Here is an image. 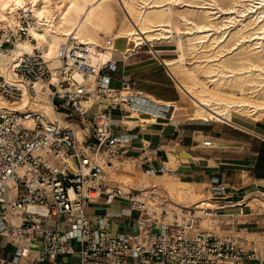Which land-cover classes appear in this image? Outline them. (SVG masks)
<instances>
[{
	"label": "built area",
	"instance_id": "2783aa9c",
	"mask_svg": "<svg viewBox=\"0 0 264 264\" xmlns=\"http://www.w3.org/2000/svg\"><path fill=\"white\" fill-rule=\"evenodd\" d=\"M17 20L0 25V264H64L65 257L71 264H264V241L242 221L244 195L233 201L217 184L209 196L174 207L157 185L142 198L108 185L92 156L106 164L130 158L136 137L115 134L110 111L140 110L148 98L134 80L112 85L109 37L95 46L96 62L76 43L54 57L37 48L14 55L19 42L35 43L32 19ZM132 159L140 169L149 161ZM115 200L136 213L132 231L114 232L113 216L88 213Z\"/></svg>",
	"mask_w": 264,
	"mask_h": 264
},
{
	"label": "bare ground",
	"instance_id": "6f19581e",
	"mask_svg": "<svg viewBox=\"0 0 264 264\" xmlns=\"http://www.w3.org/2000/svg\"><path fill=\"white\" fill-rule=\"evenodd\" d=\"M222 2L227 5L222 6ZM175 4L186 8L176 10ZM117 7L124 13L122 17L117 18ZM21 15L34 20L30 34L35 43L19 42L14 55L37 48L54 57L63 44L76 43L86 48L91 61L96 62L99 54L95 46L109 37L113 42L109 51L112 60L118 51L115 44L122 40L126 44L124 51L119 50L122 59L130 57L135 52L133 47L140 49L141 45H148L149 53L157 57L159 51L152 48L154 41H173L177 57L160 61L192 102L193 106L186 110L192 118L232 123V113L253 119L264 115V0H0V25L15 24ZM186 56L193 59L192 67L186 65ZM5 60L0 54V62ZM165 106L175 105L165 103ZM128 115L132 119L124 122L148 118L135 111ZM76 134L80 139L79 129ZM92 159H97L109 175L107 182L117 183L124 194L135 198L145 195L149 186L134 187L133 183L139 182L136 178H127L118 172L127 160H112L109 165L100 157L92 156ZM111 175L116 179L110 178ZM150 175L142 173V176ZM177 182L181 186L174 193L177 199L179 194L178 203L187 204L197 198L191 184ZM173 203L175 207L177 204ZM246 203L247 206L259 204L264 209V198L254 196Z\"/></svg>",
	"mask_w": 264,
	"mask_h": 264
},
{
	"label": "crops",
	"instance_id": "0c3cea01",
	"mask_svg": "<svg viewBox=\"0 0 264 264\" xmlns=\"http://www.w3.org/2000/svg\"><path fill=\"white\" fill-rule=\"evenodd\" d=\"M120 52L116 51L113 59L115 60L114 56L118 53L124 66L128 65L130 57L136 54L134 52L130 57L122 59ZM159 53L164 52L159 50ZM159 53L157 57L153 56L157 64L150 63L148 68L136 72L135 77L131 78L149 102L141 104L140 110L129 112L135 111L148 118L142 121L134 118L132 124H135L130 127L131 124L124 122L125 119H132L129 118L128 110L113 108L110 111L115 134L136 136L131 142L130 158L123 160L137 156L149 157L147 164L141 168L145 170L141 171L142 173L162 177L168 173L154 174L146 171L154 172L162 167L163 170L174 173L171 177L191 184L195 192H198V187L202 185L207 193L214 185L221 184L232 195L233 201L243 195L246 198L254 192L264 194V117L253 125L202 122L201 119L189 117L186 110L191 107L184 98L185 95L160 61L169 57H160ZM125 76L123 74V78ZM110 78L113 86H120L122 79L116 80L112 72ZM153 100L164 104H157ZM165 103L174 104L177 109L175 106H165ZM114 111L119 112V115L113 117ZM206 140L211 142L210 147L202 145ZM170 157L175 160L174 168L170 165ZM135 167L139 166L135 164ZM174 204L179 205L176 202ZM93 207L99 210L92 211ZM248 211L242 220L245 227L250 236L262 237L264 223L258 216H264V213H252L251 209ZM88 213H107L113 216L111 227L114 232L132 231V219L136 217V213L128 208L127 202L122 200H115L109 206H104L101 202L91 205L88 207Z\"/></svg>",
	"mask_w": 264,
	"mask_h": 264
},
{
	"label": "rangeland",
	"instance_id": "374dc122",
	"mask_svg": "<svg viewBox=\"0 0 264 264\" xmlns=\"http://www.w3.org/2000/svg\"><path fill=\"white\" fill-rule=\"evenodd\" d=\"M224 4L227 5V3H225V2L221 3L222 6H225ZM174 7H175L176 10H182L183 8L184 9L186 8L185 6L183 7L182 4H177V5L175 4ZM116 11H117V18L123 16L124 13L122 12V10L119 7L116 8ZM32 21L34 22L33 19H32ZM178 28L179 29L181 28V30H183V26L182 25H178ZM162 40L163 39H158L157 41H154L155 43H154V45L152 47L154 50H157V51L162 50L164 52V53H159V56L160 57H162V56L169 57V58H163V59H171V58L177 57V53L175 52V50H176L175 43L173 41H171V42H163ZM121 42H123V43H121ZM115 45H116V49L118 51L119 50L122 51L123 49L126 48V44H125L124 40L117 41ZM130 48H132V47H130ZM133 49L136 52V54L130 57L131 60H130V63L128 65L124 66V62L121 61V59L118 57V54H116L114 56L115 60H117V59L119 60V61H116L117 62L116 63L117 64V70L112 72V74L114 75V78H116V80H119V79L128 80V79L134 78L136 72H138L140 70H143L144 68H148L150 66V63H153V62L155 63L156 62L155 64H157V60L151 54L147 53V52H150V48L148 47V45H141L140 49H138V47L135 46V47H133ZM230 55H232V54H230ZM232 57H235V56H232ZM186 61H187L186 65L188 67H192L194 65L192 63L193 59L190 56H188V57L186 56ZM124 70H125L126 73H124ZM123 74L126 75L124 78H123ZM198 75L202 79H204V77H203V75L201 73H198ZM253 95H255V94H253ZM184 98L187 100V102L189 103L190 107L193 106L192 102L188 99V97L184 96ZM118 115H119V112H117V111H114L112 113L113 117L118 116ZM259 115H262V113H259ZM188 116L192 117V116L189 115V113H188ZM256 116L258 117V115H256ZM263 117H264V115H263ZM263 117L261 116V118H263ZM254 119L251 118V117H247L245 115L239 114V113H232V122H234L236 124L237 123H240V124L243 123L245 125H253V124H255V122L260 120L259 118H254ZM202 122H206V121L202 120ZM208 122H213V121H208ZM127 123L131 124L130 127H132L135 124V123L132 124L130 122H127ZM123 159H126V158H114L113 160L114 161H124ZM138 163L139 162H137L134 159H130V160L127 159L126 163H124L123 166H121L119 168L118 172L124 174V176L127 177V178H131V177H132V179L136 178L137 181H139V182L133 183L134 187L136 186L138 188H142V187H145V186H149L150 187L151 185H157V186H159V187H161L162 189L165 190V193H166L167 197L170 198V200H172L171 202L178 203L180 201L179 194H177L178 195V199H177V197L174 194L177 191L179 192V189L181 190V186L179 184H177L178 180H177L176 177L173 178V177L169 176L168 174H165L162 177H154V176H151V175L148 176V177L147 176H142V172L141 171H145V170H141L140 167H135V164L138 165ZM111 164H112V162H111ZM111 164H109V165H111ZM174 164H175V160L172 157H170V165L172 166V168H174ZM107 177L109 178V175H107ZM143 177H144V179H143ZM110 178L116 179L115 176H112V175L110 176ZM106 183L108 185H110V186L119 187V185L117 183L112 182L110 180H108V182H106ZM168 184H170V185H168ZM165 185L167 186L166 189L164 187ZM169 186H171L172 189ZM174 186H175V188H174ZM192 188L194 189L193 186H192ZM194 191H195V189H194ZM260 193L261 192H259V193L254 192L253 194L252 193L248 194V196H246V198H248L246 200V202H249L251 200V197H254V195H257L258 199H263L264 195L260 194ZM196 194H197V198L195 200H191L187 204L178 203L179 206L188 207V206H190V204L196 202L197 200L202 199L205 196H209V193L205 192V189H204L203 185L198 187V192H196ZM258 205L251 204L250 206H248L246 208V214H247V211L249 209H251L250 212H252V213H254V212H263L264 213V209L262 210ZM91 210L92 211H98L99 209L97 207H93ZM258 217H261V219L263 220V223H264L263 214H261ZM251 237L255 238V240H257L258 242H263L264 241V234H263L262 237L254 236V235H251ZM2 242H3V239L0 238V244H2ZM73 261L74 260H72L71 258H66V257L62 259V263H64V264H71V263H73Z\"/></svg>",
	"mask_w": 264,
	"mask_h": 264
}]
</instances>
